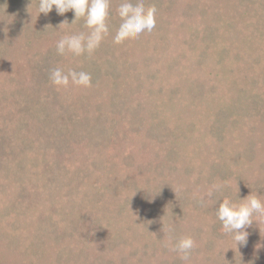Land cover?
Instances as JSON below:
<instances>
[{
    "label": "rangeland",
    "instance_id": "obj_1",
    "mask_svg": "<svg viewBox=\"0 0 264 264\" xmlns=\"http://www.w3.org/2000/svg\"><path fill=\"white\" fill-rule=\"evenodd\" d=\"M250 3L259 7L258 13L264 11V0H252ZM161 4L159 21L164 30L149 35L141 33L137 38L125 40L120 44L114 42L116 29L110 30L106 35L107 38L109 37L110 46L113 41V46L117 48L114 67L107 70L109 66L104 65L103 68L111 73L116 71L115 78L109 76V80L105 82L101 78L96 85L91 84L90 87L76 86L71 82L67 87H61L65 95H72L71 105L67 102L65 103L68 107L63 108L60 105L56 110V116H52V119L56 123L60 120L62 128H65L66 122L75 119V114L78 116L77 124L69 130L72 133L77 132L78 140L84 136L85 138L82 139V144H79L78 140L75 141L69 147V153L73 158V165L80 163L91 172L88 173L89 175L76 178L73 186H78L77 192L70 197L67 196L68 188L63 185L58 192L61 202L57 205L64 208L69 207V211L73 212L69 214L72 219L71 225L69 223L66 226L60 225L59 216L56 213L58 207L55 208L56 201L54 204L53 199L49 198V193L43 191L44 188L41 193L38 185L47 168H53V161L63 162L68 152L54 154L48 153L47 150V155L44 147H39L34 152H28L26 148L22 149L15 144L13 147H5L4 153L13 163L18 161L17 148L25 150L22 155L24 166L20 172L24 173L26 170L28 172L24 179L25 189L17 183L19 181L13 178V169L11 173L9 172L11 176L8 178L2 177L5 175L4 172L0 175V264H142L141 260L145 255H149V249L153 247L149 245L147 248L143 242L144 247L142 245L137 248L138 245L136 247L132 245L139 238L136 234L139 232H144V236L147 235L148 240L152 242L154 237V234L150 233L152 229L154 233L166 240L165 246L172 245L173 240L177 242L181 237L191 236L195 241L191 254L195 264H223L225 259L228 260L227 257L233 247H237L235 240L222 237L228 233L223 230L215 211L222 202L221 200L229 196L224 195L223 183L211 182L209 185L204 181L209 166H204L206 169L198 180V175L193 177L194 174H187L177 168L169 171L168 173L171 174L163 178L169 179L163 185L166 193L163 197L164 204L161 212L157 208L151 209V206L156 205L157 199H153L150 194L148 198L152 197L153 201L146 198L149 189H145V185L148 178L151 180V186L152 184L158 186L163 180H158L156 177L151 178L153 173L159 171V167L155 171L152 169L161 166L164 162L166 156L163 154L164 150L173 143L174 133L177 134L178 131L182 134L190 133L188 123H195V131L199 133L196 136L203 138L200 143H203L201 151H208L210 145L215 148L219 146V142L231 146L230 149L235 154L241 149V134H235L234 126L226 125L227 122L222 120L227 118L225 115L233 118L234 112L240 107H248V102L253 96L264 99V58H262L264 56V27L259 31L252 23L254 18L251 22L249 18H242L239 15L241 14V10L238 9L239 1L236 0L233 2L232 0H161ZM187 4L195 7L196 12L192 15L194 18L182 17V11L186 9ZM115 5H118V2ZM245 8L250 11L247 5ZM2 10H0V19L3 21L5 11ZM1 22L0 39L3 40L10 36V32L5 30L6 27ZM253 22L257 21L254 19ZM210 26H218L217 31L214 30L215 35L211 30H207ZM191 30H194V34L196 33V40H193L194 51L190 49L193 39ZM59 39L56 35L53 39L52 36L49 39L44 37L41 44L47 48L50 44L51 46L56 45ZM249 39H251L250 44H248ZM226 42L235 43L236 46L231 50L224 46L223 43ZM125 43L129 48L125 46ZM261 43L263 46L259 47ZM148 47L150 48L147 50ZM203 49L206 54L200 57V52L196 51ZM219 50L224 51L225 58L230 61V66L225 69L223 67V72H217ZM66 56L68 58L70 56L67 51ZM92 57L96 58L97 55L93 54ZM9 62H13L9 53L0 57L1 76L3 67L7 65L9 68ZM14 64L17 63L14 62ZM19 68V71L25 70L22 66ZM15 69L18 68L15 67ZM3 78L4 75L0 77V87L4 85ZM18 79L21 80V77ZM111 82L116 84L114 90L109 87ZM104 84L107 86L104 87ZM110 90L113 92L110 93ZM65 95L64 100L59 102L66 101ZM87 95L88 99H86ZM2 102L4 100L1 99ZM238 103L237 109H233L232 105ZM8 113L9 110L4 108L3 115ZM31 116L33 119L29 121ZM37 118L46 119L43 110L30 112V116L20 122L21 126L15 125L16 118H8L0 131V146L13 142V139H16L18 144L26 143L22 136L30 138L33 135L35 130L29 129V126L35 124ZM150 123H158L159 130L166 135L174 132L171 136L172 140L166 137L149 138L146 130L151 126ZM220 125H225V129L220 128ZM0 126L2 127V120H0ZM83 128L86 132L81 131ZM109 131L120 139L113 142L114 145L110 142L108 147ZM215 133H218L221 139L217 138ZM182 138L179 136L176 143L181 144ZM164 139L166 143H163ZM242 139H247L246 133ZM170 151L177 154L179 151L177 145H173ZM122 153L131 154L132 158L129 163L124 162L120 157ZM34 154L42 161L41 165L33 166ZM226 157L225 161L230 166L234 158L232 155ZM89 158L97 160L102 166H97L92 171L90 164L92 160L89 161ZM110 158L117 162L114 168L110 166V169L105 170L103 166L109 162ZM140 164L144 167L148 165V167L137 175L135 172H138L137 166ZM29 167L35 169L33 173L29 172ZM101 169L104 171L101 172ZM252 177L256 178V175ZM130 180L135 181L134 188L128 186ZM181 188H190L191 193L184 196L178 191ZM98 192L101 195L98 196ZM102 192L105 195H102ZM176 194H179V203ZM30 195L33 198L32 203L29 202ZM235 202L239 203L237 200ZM78 203H83V206L80 205L79 208ZM85 203L93 209L104 207L108 216L109 213L113 215L114 226L115 220L118 219L116 229L113 227L100 228L92 214L94 210L87 214L85 222L84 217L81 220L79 217L81 209L82 207L87 208ZM19 204L21 207L10 213L9 208L11 207L9 206L14 207ZM120 205H127L132 209L131 213H127V219L115 214V210L119 211ZM90 207L83 209L82 213L86 210L88 212ZM180 211L184 214L182 223L186 227L179 229L181 236H174L175 230H171L177 222L174 215H180ZM30 213L31 216L36 217L21 221ZM159 216L166 217V221L160 223ZM41 219L45 220L44 226L46 227L43 231L38 225ZM252 219L256 221L259 231L258 239L256 241L253 239L256 234H248L247 238L250 240L243 245H238V248L243 250L246 258H254L257 264H264V216L254 215ZM78 220L79 222H76ZM156 220L155 227L160 228H150L151 223L155 224ZM73 221L76 222L75 226H72ZM19 222L20 225L12 229V224L17 225ZM48 224L52 226L51 229ZM196 225L199 230L202 228L205 232L197 234ZM66 229L67 233H64ZM48 230L50 232H47ZM71 230L76 232L75 237L70 236ZM249 230L250 228L247 232ZM57 231L60 235L64 233L63 238L54 235ZM28 232L34 234L33 242L29 246V248L33 247L31 252L25 251ZM42 232L46 233L43 237L36 234L41 233L42 235ZM210 238L211 246L208 245ZM151 253L148 257L153 259ZM202 258L205 263L202 262Z\"/></svg>",
    "mask_w": 264,
    "mask_h": 264
},
{
    "label": "trees",
    "instance_id": "obj_2",
    "mask_svg": "<svg viewBox=\"0 0 264 264\" xmlns=\"http://www.w3.org/2000/svg\"><path fill=\"white\" fill-rule=\"evenodd\" d=\"M148 1V2H147ZM130 0L132 3H143L145 7H149L154 5L157 9L156 13V25L154 29L151 32H143V34L148 35L156 34L158 31L164 30L163 25L161 24L160 15H161V9L160 5L161 0ZM239 1L238 9L241 10L239 14L242 18H249L250 22L251 19L254 18L257 22H253V25L257 27V30H262L261 28L264 27V11H261V13H258V8L255 4L250 3L252 0H236ZM118 2V5H115V3ZM124 2V0H109V15L106 19V24L108 26V32L110 30L118 29L119 25L121 23V18L118 15V8L120 4ZM154 2V4H153ZM233 2V0H232ZM38 4L39 0H0V10L3 9L5 12V19L2 21L0 19V22L2 21L4 23V26L6 27L5 30L10 32V36L6 37L5 39H0V57H4L6 53H9L11 55V59H13V62H9V65L7 68L3 67V83L4 85L0 87V120H2V127L0 126V131L3 129V127L6 124V121L8 118H16L15 125L19 124L21 126L23 120L25 121L29 116L30 112H36L39 110H43L46 116L45 120H40L37 118L36 123L32 126H29V129L35 130L33 135L29 138L28 136H22L24 142L22 144H18L16 139H13V142L10 143H4L2 146H0V175L1 172H4L5 175H3V178H8L11 173V170L13 169L12 173L14 175L13 178L19 185L22 186L23 189H25V182L24 179L27 174V170L24 173L20 172V169L24 166V159L22 158V155L24 154L25 150H22L23 147L26 148L28 152H34V150L38 149L39 147H44L46 149L45 153L48 155L49 152L52 153H67L68 156L66 157L63 162H58L57 160L53 161V168L49 167L47 168V171L44 172L42 175L40 182H39V190L42 193L43 191H46L49 193V198L53 199V202L56 201V213L59 216V223L61 226L66 224L71 225L72 219L70 218L69 214H73L72 210L69 211V207H63L58 206L60 200L59 190L62 188V185L64 187L68 188V195L71 196L72 194L77 192L78 186H73L75 184V180L77 177L80 178V176H86L89 175L88 173H91L88 168H86L85 165H82L80 163H77L75 165L73 162L72 156H70L69 153V147L74 144L75 141L78 140L76 138L77 132L72 133L71 130H69L70 127H73L77 124L78 116L75 114V119L72 121H68L65 124V128H62V125L60 124V120H57V123L52 118L56 116V110L59 108V106H63V108L68 107L67 103L70 104V101L72 100V95H65L64 89L61 87H57L54 84L51 83L49 76L52 70L56 68L62 69L64 72H68L69 70H74L77 72L84 71L91 75V84H97V81L101 80L105 82V80H109L108 77L111 76L112 78H115L116 71L108 72L104 70L103 66L108 65L107 68L110 69L114 67L115 61L114 56L116 52L117 46H110L107 34L104 35L103 40L101 41L100 45L91 53L84 52L81 55L77 56L73 53L69 52V58L66 56V52L61 55L57 52L56 45L50 44L49 47H45L43 44H41V40L46 37L49 39L52 36L57 38H63L64 36L69 35H79V34H88L90 29H88L85 25V19L83 17L78 18L75 22V15L74 11H69L65 13L63 16L58 15L56 10L53 9V11L47 15L39 14L38 10ZM164 5V4H163ZM245 5H247L250 8V11L245 8ZM254 5V6H253ZM233 7V5H232ZM235 7V6H234ZM244 7V8H243ZM2 10V11H3ZM243 11V12H242ZM196 12V9L194 6H191V4H187L186 9L182 11V17L185 19H191L194 18V15ZM238 15V16H239ZM158 20V21H157ZM1 22V23H2ZM221 22V20H220ZM63 23V24H62ZM183 27L185 25H182ZM218 28V26H210L207 28V30H211L214 35L215 31ZM187 30V28H185ZM196 31V30H195ZM217 31V30H216ZM193 34L192 42L190 43V49L192 51L195 50V44H193V40H196V33L194 34V30H191ZM64 33V35H62ZM59 39V40H60ZM159 41V38H158ZM158 43V42H157ZM195 43V42H194ZM251 43V39H249L248 44ZM224 46H227L231 50H233L234 46H236L235 43H223ZM125 46L128 47V45L125 43ZM252 46V45H251ZM254 46V45H253ZM263 43L259 44V47H262ZM150 47L147 48V50ZM197 53L200 52V57L206 54V51L203 49L202 51H196ZM224 51L219 50L218 52V63H217V72H223V67L230 66V61H227L225 58V54H223ZM97 55L96 58H93L92 55ZM80 57V58H78ZM264 58V56L262 57ZM203 60V58H202ZM201 60V63H202ZM17 63V64H14ZM13 63V64H12ZM221 64V65H220ZM223 65V66H222ZM3 66V65H2ZM19 66H22L25 68L24 71H19ZM17 67L18 69H15ZM1 72V71H0ZM28 73V74H27ZM18 75V76H17ZM115 75V76H114ZM1 73H0V77ZM217 76V75H216ZM18 77H21V80L18 79ZM219 79L218 77H216ZM28 79V80H26ZM1 80V79H0ZM220 80V79H219ZM218 80V82H219ZM24 81V82H22ZM115 85L113 82L109 84V87L111 90H114ZM104 87L107 86V84L103 85ZM66 89V88H65ZM110 90V93L113 92ZM66 98V101L59 102L60 100H64V96ZM111 95V94H110ZM114 93V97H115ZM88 95L86 96V99H88ZM1 99L4 100V102L1 103ZM67 102V103H65ZM56 103V104H55ZM71 105V104H70ZM239 106L238 104H233V109H237ZM7 108L9 110V113L6 115H3V109ZM88 108V106H87ZM234 117L231 118V116L225 115L227 118L223 119L222 121L227 122L226 125L234 126L236 129L235 134L238 133L241 134V144H240V150H238L235 154L234 151H232L231 146H227L224 144V142H219V146H215V148L210 145V149L202 150L201 147L203 146V143L201 141L203 138L201 136H196V134H199L198 131H195V123H188L189 128V134H182L181 132L175 131L177 134L171 133L169 135H166L164 132H161L159 130L160 127L158 123H150L151 126L146 130V135L149 138H156L161 137L166 139L172 140V134H173V143L164 150V153L166 156L164 157V162H162L161 166H157L152 169V171H155L159 167V171L153 173V176L151 178H158V180L163 179L164 177H168L171 173H168L169 171H173L176 168L180 171H184L187 174H194L198 175L197 180L199 177L201 178L202 173H204V166H209L207 171V177L204 181L208 182L210 185L211 182L214 184L216 183H223V190L224 195L229 196V198L235 202L236 200L238 202L240 201V198H244L247 195H249L251 192L253 195H257L260 199L264 200V99L263 97L253 96L250 98L248 102V107H240L237 111L234 112ZM3 115V117H2ZM53 116V117H52ZM20 117V118H19ZM33 119V116L29 118V121ZM223 130L225 129L224 126H219ZM194 129V130H193ZM106 130V129H105ZM104 130V131H105ZM80 131V130H79ZM81 131L86 132L85 128H83ZM102 136L101 130H99ZM247 136V139H242V136ZM18 134V133H17ZM217 138H220L218 133L214 134ZM179 136H182V143L178 144L176 143V140L179 138ZM205 136H208L205 134ZM204 136V138H205ZM85 138V136L83 137ZM83 138L79 139V144L83 143ZM104 138V137H103ZM109 138V139H108ZM224 138V136H223ZM108 142L107 146L109 147L110 142L113 144V142H116V140H119L120 138L112 133L111 131L108 132ZM221 139V138H220ZM192 140V142H191ZM208 141V139H205ZM245 140V141H244ZM194 141V143H193ZM217 141V140H216ZM219 141V140H218ZM166 143V140L164 139L163 143ZM235 142V141H234ZM13 144L20 146L22 149L17 148V151L19 152L18 155V161L17 163H13L10 158L4 153L6 148L5 147H13ZM173 145H177L178 153L174 154L171 152V148ZM226 145V146H222ZM48 150V153H47ZM176 155V156H175ZM232 155L233 162L230 164V166L226 163L225 158L226 156ZM22 160H21V158ZM39 156V154H38ZM45 157V156H44ZM120 157L123 159L124 162L129 163L130 159L132 158L131 154H120ZM33 157V166H36L37 164H40V159H37ZM89 161L92 160L91 164V170H95L97 166L99 165L97 160L93 158H89ZM112 161V162H110ZM110 162V163H109ZM109 162L103 166L104 169L106 168L110 169V166H115V163L117 160H114L112 158L109 159ZM153 165V164H151ZM159 165V164H158ZM16 167V168H15ZM102 167V168H103ZM146 167L142 166L141 164L137 166L138 172H135L137 175H139L140 172H144L146 170ZM104 169H101V172L104 171ZM29 172L33 173L35 169L29 167ZM115 171V169H111V171ZM179 171V173H180ZM242 171L245 173L242 174ZM10 172V173H9ZM176 173V174H179ZM3 174V173H2ZM256 175V178H253L252 176ZM148 178V177H147ZM253 178V180H252ZM169 178H165L161 180L160 184L157 185H150L151 180L150 178L146 179V188L147 190L146 198L153 201V199H157L156 205L153 207L151 206V209L153 208L160 209L164 204V194L165 188L163 187L164 182L168 181ZM183 181V180H182ZM201 182V180H200ZM112 183V181H111ZM115 183V182H114ZM135 181H129L128 186L134 188ZM8 184V183H7ZM9 185V184H8ZM210 187V186H209ZM138 190V189H136ZM181 194L184 196L189 193H191L190 188H181L178 190ZM58 194V195H57ZM100 192L97 193L99 196ZM152 195L151 198H148V196ZM62 195V194H61ZM101 195V194H100ZM102 195H105L104 192H102ZM177 201L179 199V194H176ZM59 199V200H56ZM96 199V198H95ZM97 202H99L98 199H96ZM222 201V200H221ZM29 202H33V198L30 195L29 196ZM87 202V201H86ZM163 202V203H161ZM88 203V202H87ZM87 203H85V207H90ZM179 203V201H178ZM55 204V202H54ZM21 204L18 206H9L10 213L14 211L16 208L21 207ZM80 205L83 206V203H78L77 206ZM98 206V205H96ZM52 207L54 205L52 204ZM80 208V207H79ZM85 208V209H87ZM104 207H94L89 208L88 212L84 211L82 213V210L84 209L82 207L80 218L85 222L86 216L89 212H92L94 214V218L96 220V224L102 228L109 229L111 227L116 229L117 221L115 220V226H114V220L113 215L109 216L107 214V211L103 209ZM84 209V210H85ZM97 211H96V210ZM45 210V209H44ZM47 210V209H46ZM31 211V210H30ZM132 209H130L127 205H120L119 211L115 210V214L117 216L123 217L127 219V213H131ZM114 212V211H113ZM216 212V211H215ZM38 214V213H37ZM184 214L182 211H180L179 214H175V222L174 226L171 228V230L174 231V236H181L180 228L186 227L182 223V218ZM34 216H31V213L27 216V218H22L21 221H25L28 218L34 219ZM67 216V217H66ZM72 216V215H71ZM36 217V216H35ZM45 218V217H44ZM161 218V220H160ZM70 220V222H68ZM159 222L166 221V217L159 216L158 218ZM254 221V220H253ZM76 222H79L76 221ZM73 221V225L75 226V223ZM12 223V222H11ZM24 223V222H23ZM45 220H39L38 225L39 228L43 229L46 227L44 226ZM154 223H151L150 228H160L155 227L157 225V220ZM183 224V225H182ZM18 225L12 224V229H16ZM49 228L51 229L52 226L48 224ZM188 227V226H187ZM48 228V229H49ZM65 228V227H64ZM162 228H165V226ZM215 228V227H214ZM250 230L248 232L249 235H254V240L256 241L258 238V228L256 225V221L253 222L252 226L249 227ZM71 229L76 230L75 228L71 227ZM70 230V229H68ZM153 230V229H152ZM150 231V233L154 234L153 241L148 240V236H144V232L136 233L137 241L133 243V247L137 248L142 246L143 243H145V247L149 248L148 246L151 245L153 248L149 249V255L153 254V259L146 256L141 260L142 264H195L193 262V258L191 257L190 261L185 262L181 260L180 254H178L176 251H174V247L176 244V241L173 240L172 245L165 246L164 242L166 240L162 239L159 234L157 235L154 233V231ZM31 231V230H30ZM39 231V230H38ZM119 234V231L116 230ZM115 231V232H116ZM216 231V230H215ZM32 232V231H31ZM28 232V235L26 236V243L27 247L25 251L31 252L32 248H29L30 244L33 242L34 234ZM47 232H50L49 230ZM114 232V233H115ZM205 232L202 228L199 230L196 225V233L202 234ZM13 233V232H12ZM64 233H67V229L64 231ZM63 233V235H64ZM149 233V234H150ZM37 235L43 237L46 233L42 232ZM217 234V233H216ZM55 236L58 238H63V235L57 233H54ZM67 235V234H66ZM71 237L76 236V232L71 230ZM69 236V237H70ZM173 236V237H174ZM48 237V234L46 235V238ZM94 237V236H93ZM119 237V236H118ZM229 240H234L232 237V234L228 233L224 236ZM57 238V239H58ZM10 239V238H9ZM250 240V238H247V241ZM252 240V239H251ZM252 240V241H254ZM143 242V243H142ZM9 243H13L9 241ZM211 238L208 241V245L211 246ZM235 244H238L237 241H235ZM9 245V244H8ZM243 245V244H238ZM234 246L233 250L229 253L228 260H224L223 264H243L246 262L247 264H257L254 260V258H246L244 256V252L241 248H238ZM10 247H12L10 245ZM144 247V245H143ZM46 247H44L45 249ZM243 254V255H242ZM153 263H152V262ZM145 262V263H144ZM202 262L205 263L204 259L202 258ZM126 264V263H123ZM206 264V263H205Z\"/></svg>",
    "mask_w": 264,
    "mask_h": 264
},
{
    "label": "clouds",
    "instance_id": "obj_3",
    "mask_svg": "<svg viewBox=\"0 0 264 264\" xmlns=\"http://www.w3.org/2000/svg\"><path fill=\"white\" fill-rule=\"evenodd\" d=\"M56 10L63 16L74 11L75 22L78 18L85 19V25L90 29L88 34L64 36L57 42V52L63 55L66 51L77 56L84 52L91 54L101 43L108 32L106 19L109 15V0H39V14L47 15ZM157 9L154 5L145 7L143 3H132L124 0L118 8L121 23L114 36V42L120 44L128 39H135L143 32H151L156 25ZM63 24V23H62ZM49 79L57 87H67L69 83L81 86H91V75L84 71L69 70L67 73L60 68L51 71ZM239 203L224 197L216 208V215L222 228L238 244H245L248 237L247 229L252 226L254 215L264 216V200L252 192ZM195 241L191 236L181 237L175 244L174 251L180 254L181 260L191 259Z\"/></svg>",
    "mask_w": 264,
    "mask_h": 264
}]
</instances>
